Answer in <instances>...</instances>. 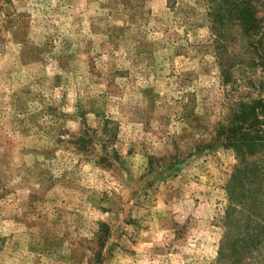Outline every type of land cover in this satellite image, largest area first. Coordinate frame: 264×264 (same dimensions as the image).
Here are the masks:
<instances>
[{"label":"rangeland","instance_id":"1","mask_svg":"<svg viewBox=\"0 0 264 264\" xmlns=\"http://www.w3.org/2000/svg\"><path fill=\"white\" fill-rule=\"evenodd\" d=\"M251 3L254 43L208 0H0V264H264V156L250 210L222 143L264 104Z\"/></svg>","mask_w":264,"mask_h":264},{"label":"trees","instance_id":"2","mask_svg":"<svg viewBox=\"0 0 264 264\" xmlns=\"http://www.w3.org/2000/svg\"><path fill=\"white\" fill-rule=\"evenodd\" d=\"M256 13V7L252 5L251 0H208V15L213 24L212 28L214 29L216 26L222 29L225 24H232L236 21L240 28V34L248 40L247 43L252 41L254 43V37L261 30V21L257 18ZM229 124L232 127L228 130V134H222V143L226 148L234 150L241 164V168H238L237 172L235 171L229 181L227 187L229 197L233 201L247 199L249 200L246 202L247 205L249 202L252 204V207H248L250 210H259L258 207L261 204H258L259 201L252 194L260 193V186L263 183H257V189L254 188L250 192H246L242 180L245 179L249 183L258 180L257 167H250L247 161L256 155L264 156V104L262 102L239 103L232 112ZM253 215L252 211L250 218Z\"/></svg>","mask_w":264,"mask_h":264}]
</instances>
